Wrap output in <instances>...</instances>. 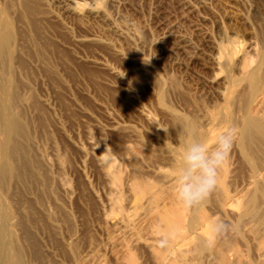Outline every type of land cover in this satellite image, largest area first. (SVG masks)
<instances>
[{"label": "rangeland", "instance_id": "374dc122", "mask_svg": "<svg viewBox=\"0 0 264 264\" xmlns=\"http://www.w3.org/2000/svg\"><path fill=\"white\" fill-rule=\"evenodd\" d=\"M0 15L39 166L30 189L39 224L26 214L17 231L27 264H220L219 251L231 264L264 262V142L251 160L231 148L209 195L216 208L178 201L176 166L165 158L181 149L171 111L197 110L227 74L236 79L227 97L244 94L264 118V103L253 106L237 81L264 48V0H0ZM226 50L224 68L212 70ZM170 207L180 221L169 231L158 213ZM194 216L215 222L207 251L188 230Z\"/></svg>", "mask_w": 264, "mask_h": 264}, {"label": "bare ground", "instance_id": "6f19581e", "mask_svg": "<svg viewBox=\"0 0 264 264\" xmlns=\"http://www.w3.org/2000/svg\"><path fill=\"white\" fill-rule=\"evenodd\" d=\"M6 19L1 17L0 15V264H27L24 257L25 255L24 249L22 248L19 242L20 240H22L20 238L21 233L18 234L17 231H21V230L25 231L22 225H26L23 223H25L24 220L28 215H29L28 217H31L32 219L33 218L35 219L37 216L36 207H38L39 199L35 198L33 193L34 191L30 189L33 186L35 177L39 175L38 172L39 166L35 159V151L33 150V148H31L32 145L30 144L31 132L29 127L30 128L32 127L31 125L29 126L28 122H26V120L23 118L22 105L27 104L29 100L26 99V97L23 98L19 96L18 85L16 84L12 76V60H11L13 55L12 30L9 22ZM225 53L226 55L228 54L229 56V52L226 50L223 53L220 52V56L212 58L211 60L212 70L215 69L222 70L224 68L226 59L228 58V56H226ZM244 57L242 56L243 59ZM241 62L242 59L239 58L238 66H240L239 63ZM263 70H264V48L258 55L256 66L254 68L247 70L242 69L240 78L237 79V81L238 80L240 81L239 82L240 84H245V87L249 85V88L251 90L250 93L252 96L253 106H257V105L259 106L260 104L264 103V90L262 92L261 91L258 92L261 78H264V75L262 76V74H264ZM216 82L218 84V87H222L223 89L222 91L219 92V95L218 96L216 95V97L214 96L213 99L209 100L210 99L209 97L211 96L210 94V96L208 97L209 100L208 102L203 103L202 106L200 105V107L197 104L194 105L198 111L201 112V109L203 110L202 114L200 112L199 113L195 112L197 110H195V108L193 107H192L193 109L187 108L189 114L185 115L184 118L183 116H179L178 114H175V112L171 111L169 116H171L173 122L175 123L176 126L175 131H177V139L179 141V144L182 147L183 141L187 137L189 129H191L196 134L197 139L201 141H206L209 143V145H211L214 142L216 136L218 135L217 132L221 128H224L225 130L232 129L234 131V142L232 147L234 146L239 147L244 157L251 160L255 156L254 154L256 151V145L259 144V142H264V118L257 117L252 114L250 109H248L247 105H245L246 101L243 100L242 102V99L244 98L243 97L244 94L242 95V98L240 94L239 97L235 96L232 101L230 100L232 98V95L227 97L226 95L228 90L227 85L236 82V79L233 78L231 74H227V76L223 78L221 81L219 82L216 81ZM20 89H22V87H20ZM219 97L222 98L223 103H220L218 101ZM162 101H164V98H162ZM191 110L194 113H192ZM233 115H235V117L232 120H229V117ZM28 120L29 119H27V121ZM179 151L180 149L174 154L169 153L168 156L165 157L167 160L175 163L176 167L173 168V170L175 171H177V167L179 164ZM163 159L164 158L162 157V160ZM259 167L260 165L258 166V170L262 168L261 167L259 169ZM167 168H171V167H167ZM157 172L158 173L156 174L165 177L167 180L169 181L173 180L172 179L173 174H168L163 167H160ZM225 177H226V171L222 170V166H221L217 172V182H222L225 179ZM38 182H36V186L38 185ZM217 184L214 189H217V187H219ZM26 187L28 188L26 194H29L31 197L29 199H24L22 197L23 198L22 200L21 195L24 194L23 191L25 190ZM143 188L144 190L149 189V186H145ZM209 195L211 196L212 194L210 193ZM258 196L259 195H257V197ZM148 198L147 200H150ZM255 199L256 198L250 197L249 199H247L246 204L249 203L251 204L252 202L255 201ZM35 202L37 205L35 204ZM207 202H210L209 196L207 197L206 200L198 203L197 205L200 207L205 203L207 204ZM234 203L235 200L233 199L232 202L229 204V206L230 205L232 206ZM211 204L213 205L212 207L216 208V206L213 203ZM175 215L176 213L170 207L167 208V210L158 213V220L161 223H163L162 225L165 226L166 230L169 231L174 230L177 228L176 222L180 221V217L179 216L175 217ZM35 220L37 221V224H39V220L38 219ZM203 220H204L203 218H198L197 216L189 218L188 230L190 232L195 233L196 234L195 239L199 240V242L196 245L197 249L202 251L203 250L207 251L210 247L208 248V244L206 241L211 240L209 231L213 227L215 222L209 221V219H207L204 222ZM195 222H197L198 224L206 223V225L203 226L199 232H196L197 225H195ZM28 225H31L30 221L28 222ZM207 234H208V240L206 239ZM262 242L264 245V239ZM218 250L215 249V252H217ZM217 253L218 254L220 253L219 256L217 257L220 258V264H231V262L228 259L229 257H227L225 253H223L222 251H219ZM213 257H215L214 254ZM263 259L262 261H264ZM262 264H264V262Z\"/></svg>", "mask_w": 264, "mask_h": 264}, {"label": "clouds", "instance_id": "9594fccd", "mask_svg": "<svg viewBox=\"0 0 264 264\" xmlns=\"http://www.w3.org/2000/svg\"><path fill=\"white\" fill-rule=\"evenodd\" d=\"M233 142L232 129L218 134L211 145L197 139L189 129L179 151V164L174 177V195L178 201L193 205L207 199L217 184L218 169L228 157Z\"/></svg>", "mask_w": 264, "mask_h": 264}]
</instances>
